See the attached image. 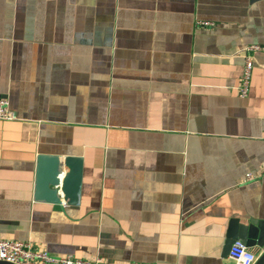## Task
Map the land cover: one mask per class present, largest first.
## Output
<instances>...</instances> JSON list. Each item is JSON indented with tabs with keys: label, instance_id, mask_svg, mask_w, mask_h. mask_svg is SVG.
I'll use <instances>...</instances> for the list:
<instances>
[{
	"label": "crops",
	"instance_id": "crops-1",
	"mask_svg": "<svg viewBox=\"0 0 264 264\" xmlns=\"http://www.w3.org/2000/svg\"><path fill=\"white\" fill-rule=\"evenodd\" d=\"M198 22L213 23L212 27ZM264 0H0V240L105 264L264 252ZM251 175L252 180H246Z\"/></svg>",
	"mask_w": 264,
	"mask_h": 264
},
{
	"label": "built area",
	"instance_id": "built-area-1",
	"mask_svg": "<svg viewBox=\"0 0 264 264\" xmlns=\"http://www.w3.org/2000/svg\"><path fill=\"white\" fill-rule=\"evenodd\" d=\"M198 26L212 27L213 23L198 22ZM243 70L237 86L240 98H246L249 93L254 63L253 56L256 53H264V44H252L242 49ZM16 114L9 107L6 99L0 98V121H14ZM251 175L246 180H252ZM229 258L234 264H255L258 257L249 251L241 241H236L231 246ZM0 262L9 264H105L101 259L85 261L71 255L56 257L43 250H37L28 242L14 240H0Z\"/></svg>",
	"mask_w": 264,
	"mask_h": 264
},
{
	"label": "water",
	"instance_id": "water-1",
	"mask_svg": "<svg viewBox=\"0 0 264 264\" xmlns=\"http://www.w3.org/2000/svg\"><path fill=\"white\" fill-rule=\"evenodd\" d=\"M250 228L239 224L238 220L232 219L228 224L227 241L225 244L224 253H229V250L234 242L241 241L245 246H251ZM0 264H9L0 262ZM255 264H264V252L258 257Z\"/></svg>",
	"mask_w": 264,
	"mask_h": 264
}]
</instances>
